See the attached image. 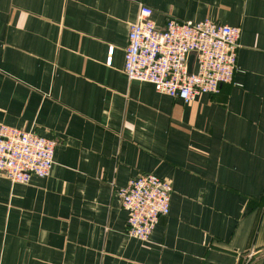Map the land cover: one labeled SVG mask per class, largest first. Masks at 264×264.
<instances>
[{
	"label": "crops",
	"instance_id": "1",
	"mask_svg": "<svg viewBox=\"0 0 264 264\" xmlns=\"http://www.w3.org/2000/svg\"><path fill=\"white\" fill-rule=\"evenodd\" d=\"M139 3L239 26L235 83L127 79ZM0 124L56 140L49 176L0 175V264H264V0H0ZM142 173L171 185L145 241L117 195Z\"/></svg>",
	"mask_w": 264,
	"mask_h": 264
},
{
	"label": "built area",
	"instance_id": "2",
	"mask_svg": "<svg viewBox=\"0 0 264 264\" xmlns=\"http://www.w3.org/2000/svg\"><path fill=\"white\" fill-rule=\"evenodd\" d=\"M241 28L205 19L198 22L168 18L162 27L152 9L139 3L129 25L123 72L129 80L149 82L162 94L193 100L198 94L219 92L234 84ZM113 48L106 62L111 61ZM194 53L193 69L187 59ZM56 140L32 131L0 124V175L27 183L32 175L47 177L54 163ZM170 183L153 173H142L117 188L128 212L126 233L147 240L159 217L170 210Z\"/></svg>",
	"mask_w": 264,
	"mask_h": 264
},
{
	"label": "water",
	"instance_id": "3",
	"mask_svg": "<svg viewBox=\"0 0 264 264\" xmlns=\"http://www.w3.org/2000/svg\"><path fill=\"white\" fill-rule=\"evenodd\" d=\"M194 53H190L187 59V72L191 73L193 69Z\"/></svg>",
	"mask_w": 264,
	"mask_h": 264
}]
</instances>
